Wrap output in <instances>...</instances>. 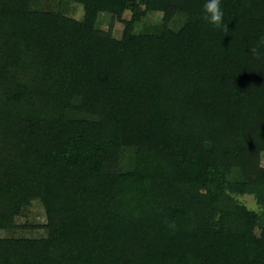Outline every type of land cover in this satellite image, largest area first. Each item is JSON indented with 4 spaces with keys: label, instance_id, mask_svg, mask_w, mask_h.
Listing matches in <instances>:
<instances>
[{
    "label": "trees",
    "instance_id": "trees-1",
    "mask_svg": "<svg viewBox=\"0 0 264 264\" xmlns=\"http://www.w3.org/2000/svg\"><path fill=\"white\" fill-rule=\"evenodd\" d=\"M75 1L0 0V229L38 201L48 232L0 264H264V0H222L228 29L205 0ZM146 10L188 19L134 34Z\"/></svg>",
    "mask_w": 264,
    "mask_h": 264
},
{
    "label": "rangeland",
    "instance_id": "rangeland-1",
    "mask_svg": "<svg viewBox=\"0 0 264 264\" xmlns=\"http://www.w3.org/2000/svg\"><path fill=\"white\" fill-rule=\"evenodd\" d=\"M32 6L34 9H46L61 12L62 14L82 20L85 15L84 5L75 0H33ZM144 8V6H143ZM132 17L131 11H126L122 20L113 18L108 12H100L96 21V27L105 32L111 33L113 37L121 38L125 24L123 20H130ZM187 15L184 13H175L167 20L165 13L161 10H146V13L135 22L134 34H153L160 33L166 27L174 32L179 31L187 22ZM129 161V158H127ZM261 164L264 166V153L262 154ZM238 200L246 205L249 209L260 211V204L253 194L238 195ZM264 224V212L261 213ZM15 229H0V238H43L48 235L44 227L37 226L46 223L45 209L43 205L35 201L32 205L24 207L23 212L15 218ZM34 225L26 227L25 225ZM25 226V227H24Z\"/></svg>",
    "mask_w": 264,
    "mask_h": 264
},
{
    "label": "clouds",
    "instance_id": "clouds-1",
    "mask_svg": "<svg viewBox=\"0 0 264 264\" xmlns=\"http://www.w3.org/2000/svg\"><path fill=\"white\" fill-rule=\"evenodd\" d=\"M224 16L222 0H205L202 12L205 23L215 28L228 29L227 24L224 23Z\"/></svg>",
    "mask_w": 264,
    "mask_h": 264
}]
</instances>
